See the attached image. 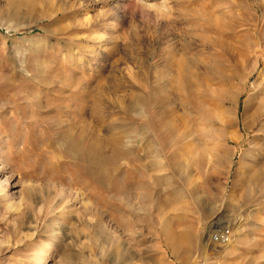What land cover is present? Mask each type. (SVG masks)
Listing matches in <instances>:
<instances>
[{
	"label": "rangeland",
	"instance_id": "374dc122",
	"mask_svg": "<svg viewBox=\"0 0 264 264\" xmlns=\"http://www.w3.org/2000/svg\"><path fill=\"white\" fill-rule=\"evenodd\" d=\"M35 253L264 264V0H0V264Z\"/></svg>",
	"mask_w": 264,
	"mask_h": 264
},
{
	"label": "bare ground",
	"instance_id": "6f19581e",
	"mask_svg": "<svg viewBox=\"0 0 264 264\" xmlns=\"http://www.w3.org/2000/svg\"><path fill=\"white\" fill-rule=\"evenodd\" d=\"M182 85H183V89H184V84L182 83ZM156 89L159 90L160 93L163 94L162 96H160L159 102L161 104H164L166 102V100H167V97L164 94V93H166L165 92V89L163 87H159V88H156ZM169 113H170V111L168 110V108H165L164 111H162V115H164L166 117L169 116ZM166 127L171 132L172 128H171V126H170L169 123H167ZM237 140L240 141L241 140V137L238 138ZM222 218L223 217H220L218 219V217H217V220L210 221L209 224H207L206 226L202 227L201 234L198 233L200 237H203L205 235L207 236V240L208 241L205 244V248H207V247L208 248L209 247H213L212 246L213 244H211L210 240L215 245H219V246H222V245L224 246V245H227L228 244L229 241L226 240L224 236H226V233L231 230V227L232 226H231V224L229 226V224H228L229 221H224ZM237 221H239V220H237ZM215 235L219 236V238L218 239L213 238V236H215ZM48 249L51 250V246H49ZM50 250H48V251H50ZM32 258H34V264H46V260H44L42 262L40 261V259H39L40 258V255L38 253H35Z\"/></svg>",
	"mask_w": 264,
	"mask_h": 264
},
{
	"label": "built area",
	"instance_id": "2783aa9c",
	"mask_svg": "<svg viewBox=\"0 0 264 264\" xmlns=\"http://www.w3.org/2000/svg\"><path fill=\"white\" fill-rule=\"evenodd\" d=\"M227 233H228V232H227ZM227 233H226V236H224V237H225V239H226V240H228V241H229V238L227 237ZM213 238H215V239H218V238H219V236L215 235V236H213Z\"/></svg>",
	"mask_w": 264,
	"mask_h": 264
}]
</instances>
